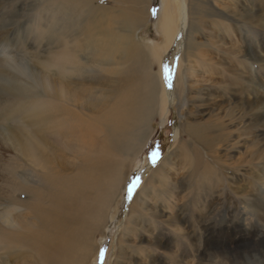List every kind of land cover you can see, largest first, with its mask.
<instances>
[{
  "label": "bare ground",
  "instance_id": "6f19581e",
  "mask_svg": "<svg viewBox=\"0 0 264 264\" xmlns=\"http://www.w3.org/2000/svg\"><path fill=\"white\" fill-rule=\"evenodd\" d=\"M53 1L36 13L45 23L44 30L52 33L48 44L52 50L47 51L50 55L39 61V55L29 56L21 46L37 41L29 30L35 22L27 18L28 6L24 8V1L0 0V47L21 53L10 59L0 58V102L11 95L43 97L26 112L15 104L11 108L15 116L25 113L28 131L20 133L9 125L0 126V140L18 139L21 148L14 149L8 166L1 168L11 186L12 208L0 212V256L10 253L13 259L37 264H87L97 252L95 235L118 212L115 201L133 178V168L138 170L147 160L144 157L141 161L139 154L150 135L151 118L167 113L164 84L169 71L165 53L176 38L185 42L183 36H187L185 46L178 45L183 53L175 63L170 87L180 104L195 74L196 61L192 58H199V36L205 35L212 6L208 0H161L157 21L161 43L148 47L137 38V31L149 17L151 0ZM216 1L224 4V16L232 24L236 22V27L249 34L258 28L261 33L255 36L264 39V0ZM12 6L17 8L13 10ZM211 10L212 15H220L214 5ZM150 55L158 59V70L148 65ZM249 55L264 63L260 50ZM37 63L42 64V70ZM246 107L262 109L248 118L241 116L238 122L247 118L248 127L264 126V90L248 99ZM178 126L170 155L137 187L113 264H127L131 258L130 241L148 211L146 198L152 200L155 190L166 185L177 171L175 157L188 154V147L196 142L203 150H211L223 134H213L206 124L187 118ZM191 154L192 173L204 172V167L213 171L214 165L204 161L200 148ZM234 166L238 168L230 178L237 204L241 202L244 209L264 221V134L252 136ZM235 208L239 211L240 205ZM154 215L165 216L155 211ZM181 219L174 213L169 221L178 227ZM251 247L249 243L243 253L241 246L240 253L233 257L234 264H248L249 258L244 259L243 254ZM0 264L8 263L1 259Z\"/></svg>",
  "mask_w": 264,
  "mask_h": 264
},
{
  "label": "rangeland",
  "instance_id": "374dc122",
  "mask_svg": "<svg viewBox=\"0 0 264 264\" xmlns=\"http://www.w3.org/2000/svg\"><path fill=\"white\" fill-rule=\"evenodd\" d=\"M21 1H24V8L28 6L26 8L29 11L27 18L35 22L30 25L29 30H33L37 38V41L36 39L30 40L21 46L29 56L39 55V61H44L45 57L50 55L47 51L52 50L48 47L49 42L52 41V33L44 30L45 23L40 21V16L37 17V14H40V11L46 7V3L54 1L18 0V2ZM208 1L212 7L214 5L218 8L220 15H212V7H210L206 17L208 22L204 30L205 35L199 36V40H202L200 59L192 58L196 61L194 66L196 69L189 83L190 86H187L185 91V98L179 104V101H175L173 87L170 88L174 83L175 63L183 53V50L179 51L178 45L180 43L181 46H185L187 36L184 34L185 42H179L176 38L165 53L164 61L169 71L164 84L168 97L167 113L165 116L157 113L151 118L150 135L139 154L141 161L144 157H147V160L138 170L133 168V178H130L129 184H126L119 199L115 201L114 207L118 211L115 214L116 218L114 217L106 226L103 225L95 235L97 252L87 264L114 263L119 254L118 239L126 226L133 197L144 178L172 152L178 125L184 118L191 122L206 124L213 134L220 135L223 131L221 141L211 150L205 148L203 150L197 142L192 143L188 147V154L179 158L175 157L176 164H179L177 171L169 177L166 185L155 190L152 200L151 197L146 198L145 207L148 211L143 216L144 221L136 227L137 233L131 238L130 242L133 246L131 258L128 259L127 264H223L225 262L234 264V255L240 253L241 246L244 249L243 253L246 252L249 243H252L251 249L243 254L244 259L249 258L246 262L264 264V221L254 212L244 209L241 202L237 204L235 188L230 178L236 172L238 167L235 169L234 165L244 154L252 136L264 134L263 124H260L262 126L257 129L251 126L252 131L250 132L249 120L245 122L249 116L262 109L256 108L254 111L246 106L248 99H253L258 92L264 90V63L249 55L258 50L264 54V39L255 36L261 33L258 28L250 29L249 34L239 26L236 27V22L233 23L234 28L231 27L232 22L224 16L227 12L224 4L216 0ZM68 2L66 1V4ZM149 5V17L137 31V38L148 47L153 43H161L157 27L161 0H151ZM16 8L17 6L11 7L13 10ZM9 9L10 7L5 10ZM1 13L0 8V15ZM3 22L1 25L5 24V21ZM24 30L27 31V28ZM54 48H56L55 45ZM20 54L17 49L13 52L8 48L4 50L0 47L1 59H10ZM149 58L148 65L154 71L158 70V59L153 58L152 55ZM186 61L188 67L189 62ZM40 64L37 63V66L42 70L43 67ZM126 68L120 72L122 73ZM253 88L255 91L252 92ZM42 98L40 94L29 98L12 95L5 97L7 101L0 102V113H2L0 126L9 125L20 133L28 131L25 113L15 116L11 108L15 105L22 106V112H26L32 105H35L36 100ZM9 114L10 117L5 116ZM241 116H247V118L238 122ZM198 148L202 151L204 161L209 165H214L213 171H210V167H204V172H191L194 156L191 153L193 149ZM14 149L21 150L18 146V139L0 140V212L12 208L9 200V195H12L9 192L11 186L1 173V168L8 166L15 154ZM261 196L263 198L264 191ZM17 198L21 199L20 193H17ZM238 205L241 208L239 211L235 208ZM154 211L163 213L165 216L160 218L154 215ZM174 213H179L182 218L178 227L169 221ZM244 238L247 240L244 241ZM1 259H5L8 264L38 263V261L23 262L20 259H13L10 253L0 256V262ZM19 261L22 262L19 263Z\"/></svg>",
  "mask_w": 264,
  "mask_h": 264
}]
</instances>
